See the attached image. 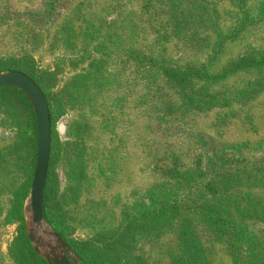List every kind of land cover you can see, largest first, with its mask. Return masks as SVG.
<instances>
[{
    "label": "rangeland",
    "instance_id": "rangeland-1",
    "mask_svg": "<svg viewBox=\"0 0 264 264\" xmlns=\"http://www.w3.org/2000/svg\"><path fill=\"white\" fill-rule=\"evenodd\" d=\"M25 54L67 110L52 173L71 238L108 240L133 222L146 229L114 264H204L192 256L194 234L207 263L239 264L193 212L172 222L155 215L219 196L227 214L248 195L244 206L264 213V64L203 77L244 56L262 60L264 0H0V61ZM192 72L201 76L172 78ZM31 159L29 139L0 109V264H27L29 248L49 262L27 230L34 177L20 218L11 212ZM247 222L263 246L252 255L264 260V216ZM43 228L56 232L45 218Z\"/></svg>",
    "mask_w": 264,
    "mask_h": 264
},
{
    "label": "trees",
    "instance_id": "trees-1",
    "mask_svg": "<svg viewBox=\"0 0 264 264\" xmlns=\"http://www.w3.org/2000/svg\"><path fill=\"white\" fill-rule=\"evenodd\" d=\"M264 64V57L262 60L254 56H244L238 61H235L231 70L216 76H209L205 74L203 77L207 79L220 80L225 78L232 72L244 70ZM18 71L28 75L43 92L49 106L51 117V157L49 162V170L47 175L46 186L44 190L43 214L46 221L50 226L68 243L71 248L78 254L82 264H114L116 262L113 257L119 252L118 248L126 247L127 244L132 242L137 236H140L143 229H146L144 224L130 223L124 231L113 232L108 240L93 239L89 241H75L70 237L72 234V227L68 223V215L58 200V189L55 183L58 182L55 173H52L53 161L58 153L61 144V133L58 129L59 121L66 115L67 110L63 99L59 94H51L50 84H46L43 74L36 72L35 60L32 56L25 54L20 58L8 59L0 61V71ZM201 76L199 72H192L190 75L185 73H177L172 76L173 79L183 82L189 76ZM82 76L76 77L75 80H80ZM48 90V91H47ZM0 109L10 113L16 120L19 130L22 131L24 136L29 139L32 151V159L30 161L31 168V181H28L16 194L12 200V210L14 215L13 219H19L22 214L23 204L28 197L32 178L34 177V168L36 165L37 145H38V125L34 112V108L26 95V93L15 86L0 87ZM242 175L236 176V184H239L243 179ZM247 176H251L248 172ZM246 199L251 197H236L232 200V204L236 208H231L227 214L222 208V204H227V198L219 196L214 202L201 203L200 200H191L188 207L182 206L179 203L166 205L159 209L155 215V219L160 222L176 221L180 217L181 212H193L205 221L208 230L219 240L229 242L230 246L234 249L235 255L239 264H264V260L257 258L252 254L262 252L263 246L258 243L257 238L248 231V219L254 216L263 217L264 213H256L249 210L244 206ZM260 200V199H259ZM253 207H258L259 201ZM262 206V203H261ZM205 219V220H204ZM23 221V218L21 217ZM147 220V219H146ZM187 225V224H186ZM193 226L187 225V232L192 233ZM195 233V231H194ZM192 240V256L201 255L204 264H209L203 254V246L194 235H190ZM26 245H29L27 237L24 235ZM191 243V241H190ZM248 255H244V253ZM27 264H50L42 259L32 248L28 250ZM73 264V263H72Z\"/></svg>",
    "mask_w": 264,
    "mask_h": 264
},
{
    "label": "water",
    "instance_id": "water-1",
    "mask_svg": "<svg viewBox=\"0 0 264 264\" xmlns=\"http://www.w3.org/2000/svg\"><path fill=\"white\" fill-rule=\"evenodd\" d=\"M15 86L23 90L28 96L36 115L38 125V150L34 180L31 191L32 218L27 223V230L31 241L39 248L45 250L44 258L53 264H79L71 255L69 248L56 232L46 231L44 227V190L49 170L51 154V117L49 106L43 92L38 85L26 74L18 71L0 73V87ZM51 237L44 240L39 232Z\"/></svg>",
    "mask_w": 264,
    "mask_h": 264
}]
</instances>
